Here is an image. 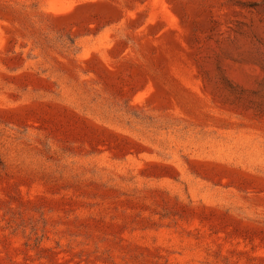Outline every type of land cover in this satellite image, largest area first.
<instances>
[{
    "label": "rangeland",
    "instance_id": "374dc122",
    "mask_svg": "<svg viewBox=\"0 0 264 264\" xmlns=\"http://www.w3.org/2000/svg\"><path fill=\"white\" fill-rule=\"evenodd\" d=\"M0 264H264V0H0Z\"/></svg>",
    "mask_w": 264,
    "mask_h": 264
}]
</instances>
